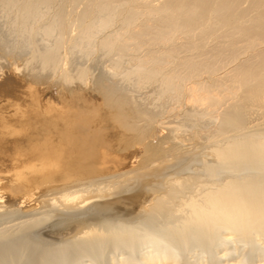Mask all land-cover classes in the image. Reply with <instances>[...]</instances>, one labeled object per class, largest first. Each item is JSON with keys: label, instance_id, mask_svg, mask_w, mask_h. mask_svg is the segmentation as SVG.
<instances>
[{"label": "bare ground", "instance_id": "obj_1", "mask_svg": "<svg viewBox=\"0 0 264 264\" xmlns=\"http://www.w3.org/2000/svg\"><path fill=\"white\" fill-rule=\"evenodd\" d=\"M2 45L0 264H264V0H0Z\"/></svg>", "mask_w": 264, "mask_h": 264}, {"label": "rangeland", "instance_id": "obj_2", "mask_svg": "<svg viewBox=\"0 0 264 264\" xmlns=\"http://www.w3.org/2000/svg\"><path fill=\"white\" fill-rule=\"evenodd\" d=\"M5 49V50H4ZM6 47L5 46H3L2 45V47H0V55H4L5 53H6ZM17 54V53H16ZM18 55V54H17ZM20 56V55H19ZM19 58V57H18ZM97 58V57H96ZM95 58V60H96V64H97V59ZM99 59V58H98ZM101 59V58H100ZM94 59H93V61L91 62V63H94V61H95ZM96 64H94L95 65V70L96 71H94L93 69H94V66L93 65H91V67L93 68L92 69V71H94V75H98L99 73H101V76L100 77H102V74L104 73V71H105V65L107 64V62H105V60H99V62H98V64L96 65ZM100 65V66H99ZM103 66H104V68H103ZM100 67V68H99ZM99 69H103V70H101V71H103V72H101V71H99ZM99 76V75H98ZM105 77V79H106V75L104 76ZM43 85L44 84H41V86L43 87ZM40 86V87H41ZM46 87V85L44 86V89H45V91H46V93H49V92H52V90H53V92L54 91H56V87L54 86L53 88H48V90L45 88ZM59 91H61V89H59ZM52 92V93H53ZM83 99H86L85 98V96L84 97H82ZM257 109V108H256ZM259 110V109H258ZM257 112V111H256ZM261 113V114H260ZM250 117V118H247V121L248 122H251V120L253 119V124L255 123L256 124V122H261V120H262V118H264V107L263 108H260V110H259V112H257L256 114H255V112H253V113H251L250 115L248 114L247 115V117ZM259 116H261V117H259ZM249 119H251V120H249ZM263 121V120H262ZM249 125H252V124H247V126H249Z\"/></svg>", "mask_w": 264, "mask_h": 264}]
</instances>
